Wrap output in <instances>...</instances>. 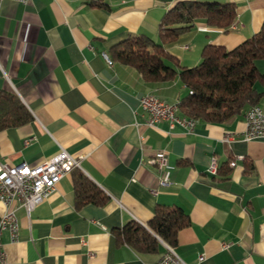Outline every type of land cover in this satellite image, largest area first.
Instances as JSON below:
<instances>
[{"label": "crops", "instance_id": "1", "mask_svg": "<svg viewBox=\"0 0 264 264\" xmlns=\"http://www.w3.org/2000/svg\"><path fill=\"white\" fill-rule=\"evenodd\" d=\"M191 1L231 3L236 17L225 29L197 19L166 44L182 67L197 65L205 45L234 48L264 20V0ZM174 4L0 0V90L15 94L33 117L0 131V159L34 166L62 147L108 197L76 209L69 173L30 213L0 202V216L14 210L19 222L17 241L6 231L1 236L10 264H153L162 245L139 253L118 243L114 230L129 221L147 225L158 204L179 206L189 217L173 247L186 264H264V141L243 139L244 114L220 124L196 120L192 133L163 121L147 127L140 97L176 102L184 85L145 83L134 69L109 58L107 65L103 57L129 35L156 41L159 21ZM255 66L264 74V59ZM255 88L264 112V83ZM157 151L167 154L160 172L148 163ZM212 159L215 175L208 172ZM159 179L169 184L159 186Z\"/></svg>", "mask_w": 264, "mask_h": 264}, {"label": "trees", "instance_id": "2", "mask_svg": "<svg viewBox=\"0 0 264 264\" xmlns=\"http://www.w3.org/2000/svg\"><path fill=\"white\" fill-rule=\"evenodd\" d=\"M231 3L176 1L160 19L157 40L143 35H129L109 49L107 57L115 63L134 69L145 83H164L178 79L185 88L179 100L183 116L204 123L220 124L244 114L257 105L262 93L255 88L264 83V74L255 61L264 59V20L260 29L232 49L205 45L197 65L187 68L167 53L164 46L190 31L197 19L208 26L228 28L235 20ZM33 120L31 113L13 93L0 90V131L17 128ZM247 171H251L248 166ZM74 207L101 206L107 195L78 168L70 172ZM190 225L188 215L175 205L158 204L147 227L129 221L114 230L120 244L139 253H157L161 242L175 247L178 232Z\"/></svg>", "mask_w": 264, "mask_h": 264}, {"label": "built area", "instance_id": "3", "mask_svg": "<svg viewBox=\"0 0 264 264\" xmlns=\"http://www.w3.org/2000/svg\"><path fill=\"white\" fill-rule=\"evenodd\" d=\"M26 4L32 0H13ZM183 1V0H174ZM233 27V24L230 25ZM108 65V57L103 54ZM140 107L145 114L144 125L154 127L160 122H166L170 129L180 127L186 133H192L194 124H185L184 116L177 114V101L169 102L151 93L143 94L140 99ZM245 131L243 139L251 140L259 138L264 141V112L258 105L250 106L244 114ZM242 158V157H239ZM157 171H162L167 165V154L164 151H157L148 160ZM233 167L235 161H229ZM79 167L78 159L72 157L64 148L59 150L43 162L30 166L26 162L9 165L0 159V202L5 206L18 204L27 213L42 202L55 188V185L74 168ZM217 163L212 159L208 172L215 175ZM159 186H167L169 183L159 179ZM155 193L156 189H151ZM142 226L147 227L142 223ZM8 232L12 241H17L19 222L14 210H8L0 216V264H10L2 248L1 236ZM163 252L153 264H186L174 251L173 247L160 241Z\"/></svg>", "mask_w": 264, "mask_h": 264}, {"label": "bare ground", "instance_id": "4", "mask_svg": "<svg viewBox=\"0 0 264 264\" xmlns=\"http://www.w3.org/2000/svg\"><path fill=\"white\" fill-rule=\"evenodd\" d=\"M108 62H109V60H108ZM152 95V94H151ZM154 96V95H153ZM245 112H246V110H245ZM177 114H180V111H179V101H177ZM245 114V113H244ZM184 123L185 124H194L195 125V123H196V120L195 119H191V118H189V117H187V116H184Z\"/></svg>", "mask_w": 264, "mask_h": 264}]
</instances>
